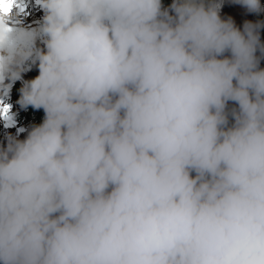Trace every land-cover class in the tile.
I'll return each instance as SVG.
<instances>
[{
	"label": "clouds",
	"instance_id": "1",
	"mask_svg": "<svg viewBox=\"0 0 264 264\" xmlns=\"http://www.w3.org/2000/svg\"><path fill=\"white\" fill-rule=\"evenodd\" d=\"M38 3L34 28L24 0L0 10V90L45 114L0 144V264H264V21L241 30L223 0Z\"/></svg>",
	"mask_w": 264,
	"mask_h": 264
},
{
	"label": "rangeland",
	"instance_id": "2",
	"mask_svg": "<svg viewBox=\"0 0 264 264\" xmlns=\"http://www.w3.org/2000/svg\"><path fill=\"white\" fill-rule=\"evenodd\" d=\"M37 1L38 0H31V2H29L30 4L27 5L25 12L20 14L22 20L26 21L33 19L38 12L44 13L39 3L36 4ZM166 1L169 3V5L163 6L165 8H168L173 3V0ZM24 2H26V0H24ZM261 4L264 5V0H261ZM220 15L222 19H228L229 17H231L234 20L236 27L240 28L241 30H243V26L246 21H251L253 23L257 21H264V12H261L260 14L248 13L244 7L239 4L232 3L231 0H223V7L221 9ZM260 39L261 43H264V29H261L260 31ZM257 56L260 57L259 67L261 69H264V55H262L258 51ZM37 70V68H33V71L27 72L24 75V79H33L36 75ZM21 87L22 83L20 81H17L7 96L4 95L3 90H0V98L4 99V101L9 98L14 99V103H12L11 105L15 120L14 126H6V121L2 117H0V144L6 145L7 137L9 135L18 136L19 139H24L27 135V132L20 131V129L30 130L33 125H37L34 120L35 117H38L40 121L44 119L45 114L42 109L36 110L37 112L30 113L27 111L30 108L24 109L17 103L20 99ZM235 106L236 105L233 102H229V108Z\"/></svg>",
	"mask_w": 264,
	"mask_h": 264
},
{
	"label": "bare ground",
	"instance_id": "3",
	"mask_svg": "<svg viewBox=\"0 0 264 264\" xmlns=\"http://www.w3.org/2000/svg\"><path fill=\"white\" fill-rule=\"evenodd\" d=\"M31 2V0H26V2H24L26 5H29ZM36 4H38V1L36 2ZM15 11H19L18 9H16ZM30 11V10H29ZM44 13L42 12H38L37 15L33 18V19H30V20H23V23L26 25V26H29V27H38L39 23L42 21V17H43ZM33 71V69L31 70ZM30 72V71H29ZM38 75V70L36 71V75L34 76V78Z\"/></svg>",
	"mask_w": 264,
	"mask_h": 264
},
{
	"label": "trees",
	"instance_id": "4",
	"mask_svg": "<svg viewBox=\"0 0 264 264\" xmlns=\"http://www.w3.org/2000/svg\"><path fill=\"white\" fill-rule=\"evenodd\" d=\"M162 3H163V5L164 6H167V5H169V3L166 1V0H162ZM5 102H7V103H9V104H12V103H14V99L13 98H9V99H7V100H5ZM30 109L29 110H27L28 112H30V113H32V112H37L35 109H33L32 107H29ZM34 120H35V123L38 125V124H40V123H42V121L43 120H39L38 119V117H35L34 118ZM193 176H195V173H193Z\"/></svg>",
	"mask_w": 264,
	"mask_h": 264
},
{
	"label": "snow or ice",
	"instance_id": "5",
	"mask_svg": "<svg viewBox=\"0 0 264 264\" xmlns=\"http://www.w3.org/2000/svg\"><path fill=\"white\" fill-rule=\"evenodd\" d=\"M14 0H0V10L8 12L13 6ZM7 109H5V112Z\"/></svg>",
	"mask_w": 264,
	"mask_h": 264
}]
</instances>
